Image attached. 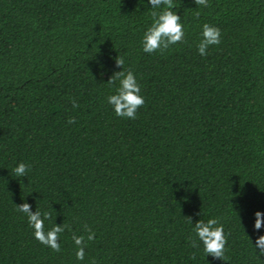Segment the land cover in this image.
Returning <instances> with one entry per match:
<instances>
[{
  "label": "trees",
  "instance_id": "1",
  "mask_svg": "<svg viewBox=\"0 0 264 264\" xmlns=\"http://www.w3.org/2000/svg\"><path fill=\"white\" fill-rule=\"evenodd\" d=\"M174 4L187 42L147 54L148 0H0V264H264V0ZM205 23L222 35L201 56ZM118 56L145 99L135 120L107 102ZM25 202L51 213L46 232L67 226L59 253L34 239ZM214 217L227 262L191 247Z\"/></svg>",
  "mask_w": 264,
  "mask_h": 264
},
{
  "label": "clouds",
  "instance_id": "2",
  "mask_svg": "<svg viewBox=\"0 0 264 264\" xmlns=\"http://www.w3.org/2000/svg\"><path fill=\"white\" fill-rule=\"evenodd\" d=\"M198 7H209V0H194ZM152 5L151 9H160V11L151 12V25L144 32L141 40L142 50L147 54L160 53L163 54L171 46L186 43L184 25L181 22V16L177 14L174 0H148ZM200 13H196V19H199ZM220 28L203 24L201 39L197 44L198 53L201 56L208 55L209 47L219 45L221 43ZM124 59L118 56L115 59V64L122 71H116L109 79L110 85H115L119 81V86L116 88L115 94L107 97V102L112 106L117 117L129 120L138 118L137 113L140 108L145 105V99L141 95V85L138 83L136 75L129 69L124 71ZM73 108H78V103L72 101ZM68 123H75V118L72 117ZM30 165L24 162L18 163L11 172L17 178L27 177L30 171ZM17 211L27 216L28 225L32 228L34 239L42 245L49 247L52 251L59 253L61 251L60 234L63 233L67 226L55 224L50 230L45 231V220L51 219V213L41 212L39 207L35 213L31 210V205L27 202L17 205ZM189 223H193L189 217ZM264 227V212L257 211L255 213L254 229L259 231ZM84 231L87 235H76L73 233L72 240L76 245V259L83 261L85 258L86 241H93L96 237L95 232L85 224ZM193 231L195 238L191 239V247L200 248L203 246V251L208 256L227 262L225 255L226 245L228 244V236L231 233L225 234L223 224L219 218H209L206 222L199 220L194 224ZM253 243V242H252ZM255 249L259 256H264V235H261L255 241ZM257 249L259 251H257ZM195 259V255L191 257ZM94 264V262H93Z\"/></svg>",
  "mask_w": 264,
  "mask_h": 264
}]
</instances>
